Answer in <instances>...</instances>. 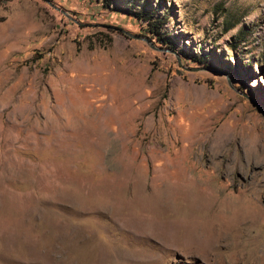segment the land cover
<instances>
[{
	"label": "rangeland",
	"instance_id": "rangeland-1",
	"mask_svg": "<svg viewBox=\"0 0 264 264\" xmlns=\"http://www.w3.org/2000/svg\"><path fill=\"white\" fill-rule=\"evenodd\" d=\"M51 2L0 0V264H264V0Z\"/></svg>",
	"mask_w": 264,
	"mask_h": 264
},
{
	"label": "bare ground",
	"instance_id": "bare-ground-1",
	"mask_svg": "<svg viewBox=\"0 0 264 264\" xmlns=\"http://www.w3.org/2000/svg\"><path fill=\"white\" fill-rule=\"evenodd\" d=\"M173 196V195H172ZM212 196V195H211ZM209 197L206 201H209L210 200V198L212 199L213 197ZM141 199V198H140ZM140 201V200H139ZM203 201V200H202ZM145 202V201H144ZM201 202V201H200ZM200 202H196V203H194V205L192 206L193 207V209H192V212H193V214L191 215V217H189V219H187V220H185V221H183V224L181 223V222H178V220H176L177 218H175V219H168L169 217H167V219H162V220H160V223H161V225H162V227H163V232H164V234H165V236L163 237L165 240H170L171 241V235L172 236H175V233H178V232H184V233H187L188 234V236L190 237V239H191V241L193 242V244L196 246V247H198V248H204V247H206L205 249H203L205 252H206V254L207 255H209V257L210 256H212V252H214L215 251V249H213V248H211V247H208L209 249H207V243H203V242H201V241H199V240H201V239H199V237H204V238H206L207 239V242H209L211 245H215V246H217V247H219L220 245V241L222 242V239H220V237H217V235L216 236H212L213 235V232H214V229L216 228V227H218V225H220V224H218V222L216 221V215H215V213L213 214V212H214V208H213V206L209 209V213H211L210 215H211V218H212V220H214V221H212L211 220V218H210V220L212 221H207L208 223V228H205L204 227V223L200 220V218H199V215L197 214V212H199L200 211V213H202L203 214V212H205V210L208 208V207H210V203H206L205 202V200H204V202H202V203H200ZM148 203H149V201H148ZM157 204V203H156ZM212 205V204H211ZM146 206V205H145ZM156 206V205H155ZM139 208V207H138ZM187 208V207H186ZM137 209V208H136ZM187 210V209H186ZM247 210V209H246ZM249 210V209H248ZM136 211V210H135ZM143 211V210H142ZM154 211V210H153ZM251 211V210H250ZM122 212V211H121ZM185 212V211H184ZM191 212V213H192ZM157 213V212H156ZM251 213H252V211H251ZM202 214H200V216L202 215ZM248 214V213H247ZM250 214V213H249ZM133 216V215H132ZM232 217H233V215H231V218H230V220H228V223L229 224H231V222H232ZM155 218V217H154ZM158 218H160V217H158ZM220 219V218H219ZM219 219H217L218 221H219ZM158 220V219H157ZM156 220V221H157ZM209 220V219H208ZM182 221V220H181ZM159 222V221H158ZM255 222H256V220H255V218H252V217H245V216H242V217H239L238 218V221H237V224L238 225H236V224H232L233 225V227H240L241 229H243L244 230V235L245 234H248V235H251L252 233H253V230L254 229H252L253 228V226H254V224H255ZM156 224H158V223H156ZM159 225V224H158ZM226 225V224H225ZM222 226V225H221ZM158 230V229H157ZM153 232H154V230H153ZM157 235V234H156ZM219 235V234H218ZM231 235V234H230ZM159 236V235H158ZM220 236H223V235H220ZM247 236V235H246ZM246 236H244L245 238H246ZM231 237V236H230ZM240 237V236H239ZM244 237L242 236V239H244ZM248 238H249V236H247ZM224 238H225V235H224ZM227 240H229V238H227ZM172 241H176V237H173L172 238ZM178 241V240H177ZM204 241H206V240H204ZM235 242V241H234ZM248 242H250V240H248V241H246V242H244L243 241V243L245 244V247H246V245H248L249 243ZM51 244V243H50ZM232 245H234L233 243H232ZM208 246H210V245H208ZM36 251V250H35Z\"/></svg>",
	"mask_w": 264,
	"mask_h": 264
},
{
	"label": "trees",
	"instance_id": "trees-1",
	"mask_svg": "<svg viewBox=\"0 0 264 264\" xmlns=\"http://www.w3.org/2000/svg\"><path fill=\"white\" fill-rule=\"evenodd\" d=\"M132 16H134L136 19H139L138 16L133 14V13H132ZM152 19H153L152 17L142 18V20H146L147 21L146 26L144 28V31L149 33L152 37H155L156 39L157 38L160 39V30L165 25L164 18L155 19V20H152ZM157 41H159V40L157 39Z\"/></svg>",
	"mask_w": 264,
	"mask_h": 264
},
{
	"label": "water",
	"instance_id": "water-1",
	"mask_svg": "<svg viewBox=\"0 0 264 264\" xmlns=\"http://www.w3.org/2000/svg\"><path fill=\"white\" fill-rule=\"evenodd\" d=\"M44 1H45L46 3H48L51 7H53V8L56 9V7L52 4L51 0H44ZM126 34H127V33H126ZM127 35H129V34H127ZM145 40L150 44V46H152L151 43H150V41H149L148 39H145ZM166 51H169V52L173 53V54L176 56L179 65H180L183 69H185V70H192V71H193V70H201L200 68L191 69V68H186V67H184V66L182 65V63H181V60H180L179 56H178L174 51H171V50H166Z\"/></svg>",
	"mask_w": 264,
	"mask_h": 264
}]
</instances>
